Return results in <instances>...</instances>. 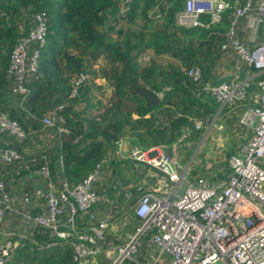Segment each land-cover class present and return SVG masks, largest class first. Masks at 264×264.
Listing matches in <instances>:
<instances>
[{
  "label": "trees",
  "instance_id": "obj_1",
  "mask_svg": "<svg viewBox=\"0 0 264 264\" xmlns=\"http://www.w3.org/2000/svg\"><path fill=\"white\" fill-rule=\"evenodd\" d=\"M125 1L0 0V114L16 120L28 134L19 139L0 130V148H13L21 155L7 166L0 161V180L7 188L44 164L57 185L64 178L73 186L120 139L130 136L143 149L171 146L184 127H192L199 118L206 120L220 106L203 84L212 83L213 67L226 52L222 45L232 9L224 11L220 23L185 27L177 23L185 0ZM41 12L47 15L49 31L38 69L28 77L31 92L21 107L8 73L10 56ZM142 17L146 23L156 21L149 37L146 31L132 29ZM201 19L209 23L210 15L202 14ZM148 49L154 56L145 60ZM165 54L171 60L163 59ZM101 57L109 67L99 71L93 65ZM192 67L200 68L201 81L188 75ZM80 74L88 78L73 95ZM108 85L110 94L104 92ZM140 85L159 92L161 104L147 106L133 94ZM96 92L107 100L95 98ZM47 113L53 115L55 126H44ZM59 126L66 131L60 132ZM47 133L57 136L54 145L34 148L32 141ZM34 234L39 241L49 240L41 227L36 226ZM20 242L7 264H78L69 245L41 257L37 245L21 238Z\"/></svg>",
  "mask_w": 264,
  "mask_h": 264
},
{
  "label": "built area",
  "instance_id": "obj_2",
  "mask_svg": "<svg viewBox=\"0 0 264 264\" xmlns=\"http://www.w3.org/2000/svg\"><path fill=\"white\" fill-rule=\"evenodd\" d=\"M226 9H232V19L222 48H231L241 61L264 70V43L250 49L237 33L242 18L246 19L250 29L264 25V0H185L177 23L185 27L220 23ZM205 13L210 15L209 23L201 19ZM48 31L46 13H38L34 27L21 37L11 52L8 73L13 78V92L19 98L20 106L31 92L28 77L38 69ZM188 75L201 81L199 67L190 68ZM87 78V74H80L74 80L73 95ZM256 84L257 92L253 97L249 92L251 82L247 79L203 84V89L214 96L221 108L244 107L241 123L251 131L240 151L228 158L231 173L227 178L216 182L205 177L196 178L190 181L181 196L173 199L171 195L183 179L173 154L159 146L130 150L129 157L133 161L160 171L173 186L166 188V195L147 190L137 199L133 206L140 224L125 242L107 252V264H126L128 261L140 264L135 255L142 244V236L149 232H152L159 256L170 257L166 264H264V77ZM42 122L45 127L55 126L51 113L44 115ZM205 122L204 118H199L192 127H184L174 145L180 146ZM0 130L19 139L28 136L25 129L6 113L0 114ZM58 130L66 131V128L59 126ZM20 158L15 149L0 148L2 163L10 164ZM103 163L98 162L73 186L64 178L60 180L61 186L57 185L51 178L49 165L44 164L35 170V174L46 180V189L37 194L23 192L18 200L0 180V264H7L14 249L20 245V238H27L25 234L4 229L9 213L22 214L48 233V241L32 240L40 249L67 243L78 264H90L100 249L95 237L80 229L78 218L91 213L100 199L94 183L102 172ZM38 198L46 199L45 212L33 216L30 206Z\"/></svg>",
  "mask_w": 264,
  "mask_h": 264
},
{
  "label": "crops",
  "instance_id": "obj_3",
  "mask_svg": "<svg viewBox=\"0 0 264 264\" xmlns=\"http://www.w3.org/2000/svg\"><path fill=\"white\" fill-rule=\"evenodd\" d=\"M155 22L146 23V18L142 17L138 18L131 26L133 30L146 31L149 37V32ZM237 33L250 49L264 43V25L258 29H250L246 19L242 18ZM177 38L183 39L180 32H177ZM153 56V49H148L144 58L149 60ZM163 59L171 60L169 54H165ZM217 60L212 71V83L247 79L251 82L249 92L252 97L256 94V83L264 77V70H259L241 61L231 48ZM157 93L161 96L159 92ZM243 110L242 106L235 109L219 106L211 116L207 117L204 126L195 130L192 136L180 146L173 143L171 146L159 147L168 152L172 151L183 179L188 178L192 181L199 177H205L211 182H216L227 178L231 173L228 158L240 151L241 146L251 134L247 126L241 123ZM40 138L32 141L33 145L36 142L34 148L41 144ZM45 139L47 145H54L57 136L54 133H49ZM133 147H139V145L130 136L107 147L105 156L99 161L104 162L102 172L94 183V189L100 199L93 206L91 213L83 214L78 218L80 229L95 237L96 246L100 249L99 254L91 258L90 264H107V252L116 245L125 242L129 235L135 232L140 220L134 212L133 205L145 191L153 190L160 195H166V188L173 186V183H170L160 171L133 161L129 157ZM12 180L14 181V179ZM46 183V180L40 175L31 172L28 176L20 178L15 184L10 183L7 189L18 200L23 192L36 194L39 191L43 192L46 189ZM45 205L46 199L38 198L30 206L33 216L45 212ZM4 229L25 234L27 238L24 240L31 245H33L32 240L37 239L34 234L36 225L32 221L29 222L22 214L9 213ZM152 239V232L142 236V244L135 259L140 264H166L170 257L166 254L159 256L157 246ZM68 245L62 242L51 249L44 250L39 247L37 249H40L38 253L42 257L54 253L58 247ZM126 264L136 263L128 261Z\"/></svg>",
  "mask_w": 264,
  "mask_h": 264
},
{
  "label": "water",
  "instance_id": "obj_4",
  "mask_svg": "<svg viewBox=\"0 0 264 264\" xmlns=\"http://www.w3.org/2000/svg\"><path fill=\"white\" fill-rule=\"evenodd\" d=\"M133 94H138L140 97H142L146 103L147 106H157L161 104L162 98L161 96L151 87L140 85L136 87L133 91ZM172 153V151H169ZM190 180L188 178H184L179 184L175 192L171 195V198L176 199L179 196H181L186 187L189 185Z\"/></svg>",
  "mask_w": 264,
  "mask_h": 264
},
{
  "label": "rangeland",
  "instance_id": "obj_5",
  "mask_svg": "<svg viewBox=\"0 0 264 264\" xmlns=\"http://www.w3.org/2000/svg\"><path fill=\"white\" fill-rule=\"evenodd\" d=\"M19 42V41H18ZM17 42V43H18ZM16 43V44H17ZM109 67V65H108V62L106 61V59L104 58V57H101L100 59H99V61L97 62V63H95L94 65H93V68L94 69H97V70H99V71H101L102 69H106V68H108ZM103 81L104 82H106V80L105 79H103ZM108 84V83H107ZM107 88H106V90L104 91L106 94H110L111 93V91H112V87H110L109 85L108 86H106ZM94 97L95 98H101L102 97V99L104 100V101H106L107 100V98H106V96H104V95H102V94H100L99 92H96V93H94ZM22 107V106H21ZM23 109H26L25 107H23ZM46 129V128H45ZM46 133V132H45ZM47 134H49V133H47ZM47 134L46 135H42L43 137H39L40 139V141H41V144L40 145H38L39 146V150H41V147H43L42 149H44V147L46 148V147H48L47 146V144H46V142H45V137L47 136ZM37 148V147H36ZM38 149V148H37ZM2 165L3 166H7L6 164H4V163H2ZM16 183V181L14 182V184ZM9 186V185H8ZM23 234V233H22ZM217 264H223L222 262H219V263H217Z\"/></svg>",
  "mask_w": 264,
  "mask_h": 264
}]
</instances>
